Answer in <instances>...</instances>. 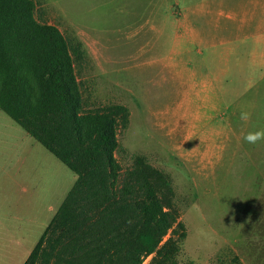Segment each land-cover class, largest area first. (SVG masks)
<instances>
[{"label":"rangeland","instance_id":"1","mask_svg":"<svg viewBox=\"0 0 264 264\" xmlns=\"http://www.w3.org/2000/svg\"><path fill=\"white\" fill-rule=\"evenodd\" d=\"M198 1L44 0L36 18L83 43L86 55L77 77L87 107L116 102L128 108L129 123L118 132L115 152L122 170L140 154L171 177L182 227L175 223L160 246L176 228L175 264H264V160L246 158L245 171L239 157L232 166L224 159L211 167L183 160L145 117L149 106L182 102L184 149L210 145L196 137L207 134V92L192 89L191 78L199 65L200 78L206 79L202 64L208 51L196 52L180 20ZM96 53L101 67L92 60ZM75 179L0 110V264H23ZM154 257L142 264H152Z\"/></svg>","mask_w":264,"mask_h":264},{"label":"trees","instance_id":"2","mask_svg":"<svg viewBox=\"0 0 264 264\" xmlns=\"http://www.w3.org/2000/svg\"><path fill=\"white\" fill-rule=\"evenodd\" d=\"M43 2L0 0V110L76 179L23 264H175L178 230L160 246L177 223L171 177L140 154L122 170L128 108L83 103V44L36 18Z\"/></svg>","mask_w":264,"mask_h":264},{"label":"crops","instance_id":"3","mask_svg":"<svg viewBox=\"0 0 264 264\" xmlns=\"http://www.w3.org/2000/svg\"><path fill=\"white\" fill-rule=\"evenodd\" d=\"M183 12L180 20L196 52L203 56L200 48L208 51L202 64L206 79L200 78L199 65L191 70V78L192 89L207 92V134L196 137L210 145L205 150L184 149L182 102L149 106L146 120L155 134H162L178 150L181 159L191 157L196 164L211 167L223 159L232 166L233 158L239 157L243 158L239 167L245 171L246 158H255L257 164L264 160V140L249 144L243 139L264 126V0H201ZM97 53L92 60L101 67ZM241 112H248L250 118L242 120Z\"/></svg>","mask_w":264,"mask_h":264},{"label":"clouds","instance_id":"4","mask_svg":"<svg viewBox=\"0 0 264 264\" xmlns=\"http://www.w3.org/2000/svg\"><path fill=\"white\" fill-rule=\"evenodd\" d=\"M240 118L244 121H247L250 118V114L248 112H241ZM243 139L249 144H255L261 140H264V130L249 132L244 136Z\"/></svg>","mask_w":264,"mask_h":264}]
</instances>
